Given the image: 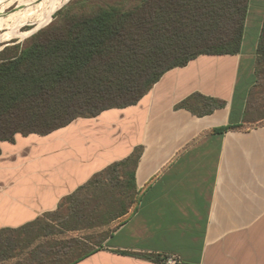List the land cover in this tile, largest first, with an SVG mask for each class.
Masks as SVG:
<instances>
[{"label": "crops", "instance_id": "1", "mask_svg": "<svg viewBox=\"0 0 264 264\" xmlns=\"http://www.w3.org/2000/svg\"><path fill=\"white\" fill-rule=\"evenodd\" d=\"M263 25L264 0H250L238 54L174 68L135 105L0 142V231L57 211L98 173L139 154L135 187L123 180L118 191L135 198L130 210L84 228L116 224L75 264H264Z\"/></svg>", "mask_w": 264, "mask_h": 264}, {"label": "trees", "instance_id": "2", "mask_svg": "<svg viewBox=\"0 0 264 264\" xmlns=\"http://www.w3.org/2000/svg\"><path fill=\"white\" fill-rule=\"evenodd\" d=\"M249 4L250 0H139L91 11H61L23 44L0 51V142L18 134L48 135L78 118L135 105L174 68L201 55L238 54ZM258 54L261 75L264 25ZM138 158L136 154L98 173L67 198L68 212L64 201L57 211L20 229L1 230L0 264H75L95 252L84 244L64 245L61 235L127 213L126 201L135 198L118 196L126 187L121 174H128V187H135ZM90 190L100 191H94V197L101 195L102 200L91 213L83 211L92 197Z\"/></svg>", "mask_w": 264, "mask_h": 264}, {"label": "rangeland", "instance_id": "3", "mask_svg": "<svg viewBox=\"0 0 264 264\" xmlns=\"http://www.w3.org/2000/svg\"><path fill=\"white\" fill-rule=\"evenodd\" d=\"M137 1L139 0H17L11 6L6 5L0 9V51L8 46L23 44L35 34L29 35L35 29L42 26L39 29L41 30L60 17L61 11L63 13L67 11H91L97 7L114 6L121 3L131 5ZM16 37L18 39H14ZM122 175L124 174L122 173ZM123 180L128 182V174L124 175ZM94 191L101 194L100 191L91 190L92 195H96ZM95 201H98V198L91 197L89 205L93 206ZM115 225L68 233L67 236L64 234L61 235L63 238L61 237L60 241L67 246L81 247L84 244L89 250L99 245L114 229ZM53 241L58 243V240Z\"/></svg>", "mask_w": 264, "mask_h": 264}, {"label": "bare ground", "instance_id": "4", "mask_svg": "<svg viewBox=\"0 0 264 264\" xmlns=\"http://www.w3.org/2000/svg\"><path fill=\"white\" fill-rule=\"evenodd\" d=\"M17 0H0V9L2 7H5L6 5L9 7L11 6L13 3H15Z\"/></svg>", "mask_w": 264, "mask_h": 264}, {"label": "built area", "instance_id": "5", "mask_svg": "<svg viewBox=\"0 0 264 264\" xmlns=\"http://www.w3.org/2000/svg\"><path fill=\"white\" fill-rule=\"evenodd\" d=\"M166 264H179V261L173 257L166 258L165 261Z\"/></svg>", "mask_w": 264, "mask_h": 264}, {"label": "water", "instance_id": "6", "mask_svg": "<svg viewBox=\"0 0 264 264\" xmlns=\"http://www.w3.org/2000/svg\"><path fill=\"white\" fill-rule=\"evenodd\" d=\"M39 29H40V28H39ZM39 29H38V30H39ZM38 30H36L34 33H36ZM34 33H33V34H34Z\"/></svg>", "mask_w": 264, "mask_h": 264}]
</instances>
